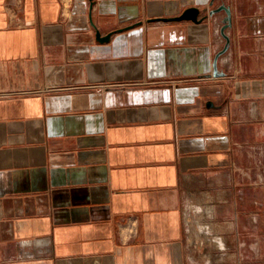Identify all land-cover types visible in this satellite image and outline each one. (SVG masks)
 <instances>
[{"label": "crops", "instance_id": "crops-1", "mask_svg": "<svg viewBox=\"0 0 264 264\" xmlns=\"http://www.w3.org/2000/svg\"><path fill=\"white\" fill-rule=\"evenodd\" d=\"M0 264H264V0H0Z\"/></svg>", "mask_w": 264, "mask_h": 264}, {"label": "water", "instance_id": "water-1", "mask_svg": "<svg viewBox=\"0 0 264 264\" xmlns=\"http://www.w3.org/2000/svg\"><path fill=\"white\" fill-rule=\"evenodd\" d=\"M198 16H199L198 9L195 7H192V8L187 9L186 11H184L181 15L177 17L166 18L165 20H192V21L198 22L200 21ZM110 36L111 34L101 36L100 32H97V38L103 42L109 40Z\"/></svg>", "mask_w": 264, "mask_h": 264}, {"label": "bare ground", "instance_id": "bare-ground-1", "mask_svg": "<svg viewBox=\"0 0 264 264\" xmlns=\"http://www.w3.org/2000/svg\"><path fill=\"white\" fill-rule=\"evenodd\" d=\"M190 212V211H189ZM199 236V235H198ZM192 239V238H191Z\"/></svg>", "mask_w": 264, "mask_h": 264}]
</instances>
